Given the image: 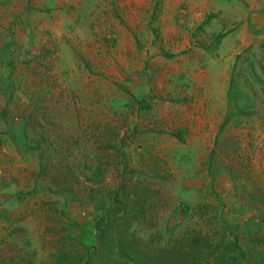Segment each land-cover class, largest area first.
I'll list each match as a JSON object with an SVG mask.
<instances>
[{"label": "rangeland", "instance_id": "rangeland-1", "mask_svg": "<svg viewBox=\"0 0 264 264\" xmlns=\"http://www.w3.org/2000/svg\"><path fill=\"white\" fill-rule=\"evenodd\" d=\"M14 1L0 0V136L30 161L1 169L0 264L81 252L121 184L153 206L128 231L151 247L200 232L264 251V13L234 55L225 33L176 38L180 0Z\"/></svg>", "mask_w": 264, "mask_h": 264}, {"label": "trees", "instance_id": "trees-1", "mask_svg": "<svg viewBox=\"0 0 264 264\" xmlns=\"http://www.w3.org/2000/svg\"><path fill=\"white\" fill-rule=\"evenodd\" d=\"M222 129L223 125L219 131ZM173 135L181 139L178 132ZM151 210L146 197L135 193L132 199L128 186L121 184L93 219V243L75 255L61 252L57 264H264V251H257L253 259L236 238L214 241L200 232L151 247L128 232L133 222L147 221Z\"/></svg>", "mask_w": 264, "mask_h": 264}, {"label": "crops", "instance_id": "crops-1", "mask_svg": "<svg viewBox=\"0 0 264 264\" xmlns=\"http://www.w3.org/2000/svg\"><path fill=\"white\" fill-rule=\"evenodd\" d=\"M19 1L21 0L14 1V4L11 5L14 8L10 9L11 11L18 12L22 10L23 8L18 10L19 5L27 6L28 0L23 1V4ZM171 9L170 20L176 29V38L178 37V31L185 28L187 30L185 43L188 48L191 47V44L195 46L192 31L203 29L212 39L225 33V43L235 42L233 47L228 48V51L235 55L239 53L238 49L250 45L245 42V37L254 36V27L257 26L256 23L258 22V18L254 14L264 13V0H186L184 4L180 0V4H174ZM240 19L243 21L242 28L236 26ZM227 24L228 26L225 27ZM235 27H237L236 30H233ZM228 31L229 33H227ZM237 39H239V43H236ZM18 151L8 136H0V174L2 168L7 167L11 170L15 168L13 171V178L15 179L18 168L24 164L27 166L25 160L30 161L28 155L22 158V155H20L22 152L19 151L20 153H18ZM6 179L8 180L6 184H16V180H13L12 176L9 175ZM0 183L5 184L2 180H0ZM9 191L12 192V189Z\"/></svg>", "mask_w": 264, "mask_h": 264}]
</instances>
